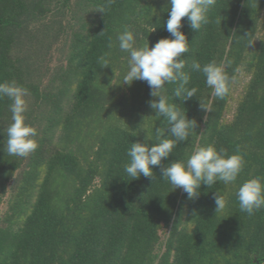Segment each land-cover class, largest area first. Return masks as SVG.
I'll use <instances>...</instances> for the list:
<instances>
[{"label":"trees","instance_id":"obj_1","mask_svg":"<svg viewBox=\"0 0 264 264\" xmlns=\"http://www.w3.org/2000/svg\"><path fill=\"white\" fill-rule=\"evenodd\" d=\"M170 8V0H0V83L29 90L26 123L38 130L35 152L8 155L11 101L0 99V264H264V209L249 216L236 195L245 181L264 180V0H216L198 31L182 18L187 87L197 91L182 101L168 84L163 94L196 127L153 177L131 180L124 170L131 143L174 137L149 106L158 97L147 82L123 84L129 54L117 37L127 26L136 47L172 38ZM193 61L225 64L224 99ZM208 145L245 164L235 182L202 184L190 200L161 168ZM215 193L226 201L217 212Z\"/></svg>","mask_w":264,"mask_h":264},{"label":"clouds","instance_id":"obj_2","mask_svg":"<svg viewBox=\"0 0 264 264\" xmlns=\"http://www.w3.org/2000/svg\"><path fill=\"white\" fill-rule=\"evenodd\" d=\"M215 4L216 0H170L166 30L172 38L160 39L151 48L149 43L136 47L135 34L127 26L117 37L120 50L129 54V68L123 77V84L131 86L137 80L147 82L150 96L158 97L150 100L149 106L157 117L163 116L167 119L170 125L169 133L174 137L161 139L159 143L151 146L146 143H131L127 152L130 163L125 165L124 169L131 180H137L141 175L153 177V167L161 165L162 160L173 153L179 142L187 141L190 132L196 127V121L189 119L176 104L168 103L163 93L166 85L178 84L175 96L180 97L182 101L195 95L197 89L187 87L191 77L184 71L186 62L182 57L190 48L187 36L181 31L182 18L187 17L191 28L198 31L209 23L207 13ZM99 10L103 12L102 8ZM111 46L110 42L109 47ZM98 62L101 68H107L110 65L108 54L99 57ZM191 69L203 74L214 97L222 100L229 94L232 81L225 64L211 61L201 65L200 62L193 61ZM29 94L27 88L15 81L0 83V99L7 97L11 101L9 111L12 122L7 128L6 140V150L10 156L27 158L38 148L35 139L38 130L26 123V97ZM201 107L203 108L202 105ZM157 134L160 135L159 129ZM244 164V158L239 153L229 155L224 148L217 150L214 145L201 146L194 150L186 162L173 161L167 167H162L161 177L168 181L174 190L182 189L191 200L198 197L202 184L209 188L217 182H235ZM236 195L240 211L249 216L255 214L264 209V180L253 178L245 181ZM214 200L216 212L225 208L226 201L220 194L215 193Z\"/></svg>","mask_w":264,"mask_h":264},{"label":"rangeland","instance_id":"obj_3","mask_svg":"<svg viewBox=\"0 0 264 264\" xmlns=\"http://www.w3.org/2000/svg\"><path fill=\"white\" fill-rule=\"evenodd\" d=\"M60 56H61L60 46H57V48L55 47L53 49V52H52V55H51V57H52V61H51V64H50L51 67H54L59 62L58 58ZM237 89H241V86H239ZM238 93H239V91L236 92L235 96H238ZM235 107H236V101H233L231 106H230L229 112H227V117L229 119H231L233 117V113H234ZM166 234H167L166 231H163L162 236L166 237Z\"/></svg>","mask_w":264,"mask_h":264}]
</instances>
